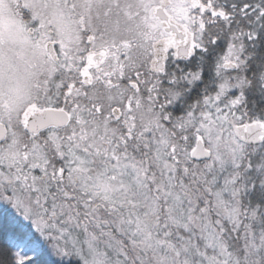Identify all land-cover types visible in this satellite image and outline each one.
Returning a JSON list of instances; mask_svg holds the SVG:
<instances>
[{"label": "snow or ice", "instance_id": "1", "mask_svg": "<svg viewBox=\"0 0 264 264\" xmlns=\"http://www.w3.org/2000/svg\"><path fill=\"white\" fill-rule=\"evenodd\" d=\"M0 264H264V0H0Z\"/></svg>", "mask_w": 264, "mask_h": 264}]
</instances>
